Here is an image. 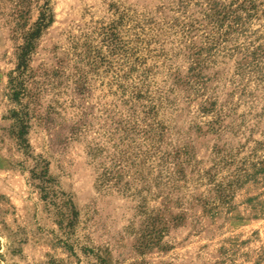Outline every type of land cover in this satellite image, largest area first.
<instances>
[{"label":"rangeland","instance_id":"374dc122","mask_svg":"<svg viewBox=\"0 0 264 264\" xmlns=\"http://www.w3.org/2000/svg\"><path fill=\"white\" fill-rule=\"evenodd\" d=\"M0 264H264V0H0Z\"/></svg>","mask_w":264,"mask_h":264},{"label":"trees","instance_id":"16d2710c","mask_svg":"<svg viewBox=\"0 0 264 264\" xmlns=\"http://www.w3.org/2000/svg\"><path fill=\"white\" fill-rule=\"evenodd\" d=\"M239 11L244 12V9L239 7ZM233 24V32L240 33L244 28V18L241 16H238L236 14L233 15V20L231 21ZM52 23V13L51 9L49 8L48 4H45V6L42 8V11L39 14V17L37 21L35 22L32 30L25 36L24 43L22 47L19 50V53L17 55V65L14 72H16L18 75L9 76V89H10V98L12 101H14L16 104H20V97L22 96V83H21V76L27 71V63L30 54L32 53L34 49L35 42L39 37L41 36L42 32ZM258 51L260 52V48H255L253 52H249V56L251 58H254V55L258 54ZM247 54V56H248ZM11 118L18 124H20L21 131L19 132L18 139L21 143H25L24 136L27 133L26 129L28 128L26 123V115H22L19 111H12L11 112ZM27 145H25L26 147ZM107 173H103L101 175V179L107 180L106 178ZM44 193L46 189H41Z\"/></svg>","mask_w":264,"mask_h":264}]
</instances>
